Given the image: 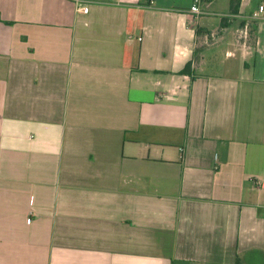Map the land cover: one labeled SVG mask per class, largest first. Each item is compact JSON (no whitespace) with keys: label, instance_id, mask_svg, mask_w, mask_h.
<instances>
[{"label":"crops","instance_id":"0c3cea01","mask_svg":"<svg viewBox=\"0 0 264 264\" xmlns=\"http://www.w3.org/2000/svg\"><path fill=\"white\" fill-rule=\"evenodd\" d=\"M92 1L0 0V264H264V3Z\"/></svg>","mask_w":264,"mask_h":264},{"label":"built area","instance_id":"2783aa9c","mask_svg":"<svg viewBox=\"0 0 264 264\" xmlns=\"http://www.w3.org/2000/svg\"><path fill=\"white\" fill-rule=\"evenodd\" d=\"M71 1L77 12L88 13L89 5L93 3L92 0H69ZM205 0H194L192 6L190 7V12L193 14L200 16L203 14L200 5L204 3ZM254 20L260 21L264 20V5H261L258 9V12L254 14Z\"/></svg>","mask_w":264,"mask_h":264},{"label":"trees","instance_id":"16d2710c","mask_svg":"<svg viewBox=\"0 0 264 264\" xmlns=\"http://www.w3.org/2000/svg\"><path fill=\"white\" fill-rule=\"evenodd\" d=\"M210 1L211 0H205V2H210ZM262 2L264 3V0H262ZM241 3H242V0H229V14L238 15L240 12ZM256 22H252L250 24V33L251 34L256 31V27H257ZM222 26L223 27L227 26V24H226V22H224V20L222 21ZM243 26H245V25L243 24ZM190 68H191V63H188L186 68L182 71V74H190Z\"/></svg>","mask_w":264,"mask_h":264},{"label":"rangeland","instance_id":"374dc122","mask_svg":"<svg viewBox=\"0 0 264 264\" xmlns=\"http://www.w3.org/2000/svg\"><path fill=\"white\" fill-rule=\"evenodd\" d=\"M249 32H250V29H249Z\"/></svg>","mask_w":264,"mask_h":264}]
</instances>
